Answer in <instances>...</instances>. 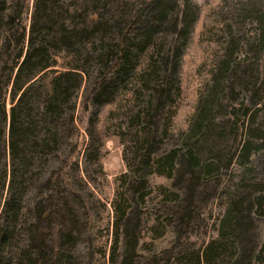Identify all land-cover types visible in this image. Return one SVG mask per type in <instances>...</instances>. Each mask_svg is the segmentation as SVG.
Returning <instances> with one entry per match:
<instances>
[{
  "label": "rangeland",
  "instance_id": "374dc122",
  "mask_svg": "<svg viewBox=\"0 0 264 264\" xmlns=\"http://www.w3.org/2000/svg\"><path fill=\"white\" fill-rule=\"evenodd\" d=\"M164 1L173 4L165 22L156 3L111 1L121 5L120 18H114L119 31L108 43L98 39L97 51L83 52L86 82L78 96L80 105L86 95L89 113L83 124L86 154L77 157L81 168L68 157L74 138L67 124L61 150L38 157L29 169L14 236L4 250L0 245V264L18 263L27 250L37 211L47 205L41 186L67 161L61 174L70 183L69 202L80 212V234L71 247L75 264H192L197 253L201 264H264V23L258 18L264 0ZM26 2L32 11L35 0ZM25 18L29 27L31 14ZM103 42L115 49L102 51ZM131 46L127 76L110 72ZM160 81L168 96L156 91ZM5 84L6 76L0 80ZM11 88L1 99L5 109L0 105V186L10 159L4 110L10 113L14 105ZM29 96L35 105L33 92ZM192 145L202 162L218 163L199 182L184 160ZM173 152L174 168H164L160 162ZM1 195L0 239L5 190ZM35 201L42 202L39 208ZM124 209L135 210L140 220L129 255L125 220L119 218ZM235 212L238 218L231 216ZM229 220L230 230H224ZM50 221L55 233L56 216ZM231 230L241 239L230 236Z\"/></svg>",
  "mask_w": 264,
  "mask_h": 264
},
{
  "label": "trees",
  "instance_id": "16d2710c",
  "mask_svg": "<svg viewBox=\"0 0 264 264\" xmlns=\"http://www.w3.org/2000/svg\"><path fill=\"white\" fill-rule=\"evenodd\" d=\"M111 1L116 2L35 0L34 9L31 11L30 3L26 0L23 5L21 0H0V30H5L4 33L0 31V71L3 72L0 74V80L6 76L5 87L0 85L1 108L5 109L1 99L10 87L14 100L10 113L4 110L6 122L9 121L10 159L6 162L7 168L6 165L4 167V182L0 186V198L4 190L6 194L1 215L6 223L0 239L1 251L11 243L14 236L15 223L22 206L21 196L28 190L26 177L28 172H32L29 169L38 157L50 158L61 150V130L67 124L71 125L70 133H73L74 138L68 157H73L77 170L81 168L77 157H85L86 154L82 156L85 139L83 124L85 125L89 113L86 95L80 105L78 96L81 95L80 89L86 82L84 65L87 63V57L83 52L90 54L97 51L98 39L108 43L107 40L113 31H119L120 25L117 20L114 23V18H120L121 5H114ZM154 3L156 9H160V21H167L173 4L170 5L164 0H146L145 6ZM26 14H31L29 27L25 24ZM258 18L261 24L264 23V15ZM104 42L100 45L102 51L115 49L111 43L108 46ZM131 48L132 46L128 53H123L120 57L118 55L110 66V72L118 70L117 74L127 76ZM228 69L229 65L225 67V71ZM101 82L104 84L106 81L102 79ZM111 84L112 82L104 86L108 88ZM155 89L164 96H168L170 92L161 81L156 83ZM31 92L37 100L35 105L29 96ZM98 112L100 114V111ZM195 150V145H192L184 160L187 161L186 166L190 168V174L195 177L197 175L198 181L201 174H210L218 163L202 162L203 160L194 153ZM173 153L160 162L164 168H174L177 155ZM148 155L150 156L149 152ZM148 160L151 162V158L148 157ZM67 163L53 169L47 176L45 186H41L46 191L47 205L41 210L39 206L42 202H34L39 208L38 213L36 212L39 218L30 227L27 250L18 257V263L15 264H75L71 247L76 244V238L80 234L81 229L77 228L80 212L71 206L68 195L70 183L61 174ZM141 178L144 179L145 176ZM30 182L35 189H39L36 177H30ZM84 182L85 178L80 176L78 186L82 189ZM81 193L85 195L83 190ZM146 194H142L137 203L143 201ZM231 214L235 218L239 216L236 212ZM54 215L57 218L56 232L51 233L50 218ZM119 218L125 220V238L130 244L126 247V255H129L133 253L134 245L136 246L139 240L137 230L140 220L135 215V210L128 212L126 209ZM227 222L224 230H230L231 221ZM240 223L242 222L239 220L237 224ZM231 231L228 232L230 236L233 234V238L241 239L236 231ZM234 246L235 242L231 239L229 247L234 250ZM206 258L210 262V259ZM203 259V256L197 253L192 264H201Z\"/></svg>",
  "mask_w": 264,
  "mask_h": 264
}]
</instances>
